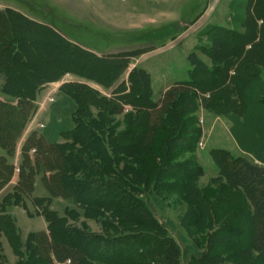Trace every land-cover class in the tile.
<instances>
[{"label":"rangeland","instance_id":"374dc122","mask_svg":"<svg viewBox=\"0 0 264 264\" xmlns=\"http://www.w3.org/2000/svg\"><path fill=\"white\" fill-rule=\"evenodd\" d=\"M0 12L16 13L23 18L16 19L12 26L0 21V40L7 43L5 36L14 30L16 40L22 42L19 48L31 56L33 67L23 70L22 74L16 64L9 62L6 66L9 78L18 81L20 89L27 88V74L33 80L43 77L55 80L39 88V109L26 129L23 142L33 134L40 135L44 127L56 135L48 139L50 142L57 140L59 131L70 130L73 124L70 116L67 117L68 110H59V124L54 123L56 119L52 121L54 109L50 113L46 110L51 104L61 108L57 104L63 103H69L73 111L77 110L78 105L71 96L76 98L78 94V102L84 100L82 106L92 105L85 113L80 103V116L108 121V126L117 125L113 132L115 136L128 129V115L132 116L131 123L138 119L141 123L147 122L148 131L143 139L150 138L152 142V137L156 138V149L168 138V127L172 130L182 127L178 135H182V143L190 141L193 153L182 152L181 143H175L176 150L172 147L171 154L179 157L174 164L196 163L203 171L197 186L202 193L207 191L213 202L224 198L226 204H233L234 210L245 206L242 201L245 192L233 190L220 178L221 174L230 171L226 167L230 161L222 169L212 154L226 151L234 160L241 158L264 165V0H0ZM46 34L76 46L84 57L59 46L53 38L46 40ZM255 41L258 42L255 44ZM91 55L101 62L95 63ZM190 56L206 68L194 65ZM134 69L149 75V88L139 86L131 79ZM2 85L0 76V90ZM0 100H7L1 92ZM172 104H176L178 113L167 118ZM166 118L172 126L164 124ZM155 130L160 133H153ZM86 136L88 142H93L89 134ZM132 137L135 138V134ZM144 148L143 143V154ZM56 152L59 154V150ZM219 158L224 161L222 156ZM39 180L32 196L50 197L52 209L61 217L66 208H76L71 200L52 197L46 184ZM17 183L18 176L0 194V201ZM58 188L85 191L84 200L88 203L104 194V190L97 193V187L89 185L76 188L69 183L59 184ZM148 196L156 218L181 247L186 264H197L194 257L201 259L204 254L219 250L225 252L221 264L241 263L236 255L225 251L226 246L222 250L215 247L228 240L218 236L215 230L219 226L210 232L211 235L207 230L200 232L192 227L187 204L177 196L155 192ZM28 205L32 217L21 208H13L11 213L24 243L29 234L46 230L44 218L36 215L30 202ZM217 209L222 210L219 206ZM219 212L217 217L221 227L234 221L233 211ZM237 216L235 224L241 223ZM111 218L107 213L100 220ZM83 222L93 234H106L99 221L88 219ZM75 226L81 227V223ZM256 229L259 231V227ZM107 234L115 235L111 231ZM206 239L213 242L209 243L213 246L212 252L204 242ZM250 242L254 248L261 246L263 250L247 253L246 257L242 255V259L264 264L262 234L246 230L243 241L235 244L242 247ZM3 244L7 248L8 264H16L18 258L5 237Z\"/></svg>","mask_w":264,"mask_h":264},{"label":"trees","instance_id":"16d2710c","mask_svg":"<svg viewBox=\"0 0 264 264\" xmlns=\"http://www.w3.org/2000/svg\"><path fill=\"white\" fill-rule=\"evenodd\" d=\"M6 13L0 12V21L11 26L16 19L22 18L16 13ZM8 33L5 36L7 43L0 40V76L3 80L0 92L1 96L7 98L5 101L0 100V151L5 153L0 154V188L11 181L15 172V166L11 162L13 148L21 132L27 129L38 111L39 88L55 81L50 77L33 80L32 76L25 74L28 77V80L25 79L27 88L20 89L18 81L14 82L9 78L7 75L9 69L6 67L9 62L16 64L22 74L33 67L31 56L19 48L22 42L16 40L14 30ZM47 37L55 39L59 46L75 55L84 57L85 54L76 46L58 40L52 34H46V40ZM226 41L233 43L231 40ZM91 57L99 64V58L92 55ZM190 60L194 65L206 68L194 59V56H190ZM89 79L100 83L95 79ZM112 79L114 81L116 78ZM131 79L146 89L150 86L149 75L143 70L134 69ZM70 94L67 92V95L71 96ZM71 97L79 109L72 113L73 128L62 134L65 142L50 146L44 145L41 141L31 143L30 138L35 137V134L31 135L25 145L23 160L19 164L18 183L0 201V264H8L3 253L2 237L7 239L18 258L16 264H186L181 247L168 235L166 226L156 218L150 206L148 195L152 192L157 195L166 193L177 196L180 201L187 204V216L189 220H193L194 229L200 232L207 230L211 235L212 230L220 227L215 230L218 231V236L228 240L217 243L216 248L222 250L226 246L225 251L236 255L235 258H239L241 262L239 264H256L255 260L245 262L242 255L246 257L247 253L262 251L261 246L254 248L250 242L238 247L235 243L243 241L246 230L251 232L256 230V233L262 234L264 241V165H257L241 158L234 160L226 151H216L212 154L217 166L222 169L227 161H230V164L226 165L230 171L227 174L222 171L224 174H221L220 178L226 180L233 190L245 192L242 198L245 206L241 205L234 210L233 204H226V199H217L213 202L207 191L202 193L197 186V180L203 175V171L196 163H185L182 166L174 164L179 156L171 154V149L172 147L175 149L176 144L181 143L182 152L193 153L190 141L182 143V135H178L182 127L172 130L166 126L170 129L167 128L168 140L161 143L158 150L154 146L156 138L152 137L154 139L152 142L150 138L147 141L143 139L145 132L148 131L147 122L141 123L138 119L131 123L129 121L132 120V116L128 115V129L115 136L113 132L116 131L117 125L108 126L106 125L108 121L93 120L83 113L84 117L80 116L82 111L79 104L82 106L84 100L78 102L80 99L78 94L76 98ZM174 105L176 104H172L166 113L167 118L173 113H178ZM91 106V104L88 107L82 106L85 108L83 111L88 113ZM181 113L182 111H179V114ZM167 118L164 124L172 126L170 119ZM177 119L180 120V117ZM153 133L158 135L160 132L155 130ZM87 134L93 142L87 141ZM134 134L135 138L132 137ZM143 143L144 154L141 150ZM32 149L33 164L28 156ZM56 150H59V154ZM219 156H222L224 161L220 160ZM121 163L123 166L120 167ZM39 173L45 176L44 182L52 197L71 200L76 208L67 209L65 216L60 217L51 209L50 198H33V185ZM69 183L76 188L96 186V192L104 190V194L99 199L96 198L95 202L88 203L84 200L85 191L57 189L59 184ZM29 202L36 215L45 219L47 231L29 234L24 243L17 233L11 213L13 208L20 207L32 217L33 214L28 208ZM218 206L222 208L220 212L216 210ZM224 211L225 214L233 211L234 221L239 215L241 223L239 221L240 224H235L232 221L221 227L217 213ZM107 213H110L112 220H100V217ZM88 219L99 221L106 234H93L83 222ZM79 222L81 227L75 226ZM258 227L259 231L256 229ZM109 231L115 235L110 236L107 234ZM204 242L208 245L213 243L208 239ZM212 247L209 245L210 250H213ZM212 253L204 254L201 259L194 257V261L197 264H208L212 261H215L214 264H221V257L225 252L219 250Z\"/></svg>","mask_w":264,"mask_h":264},{"label":"crops","instance_id":"0c3cea01","mask_svg":"<svg viewBox=\"0 0 264 264\" xmlns=\"http://www.w3.org/2000/svg\"><path fill=\"white\" fill-rule=\"evenodd\" d=\"M245 24L243 25V28L245 29ZM258 41H255V44L257 43ZM252 64H253V62H252ZM254 70H256V68H253V71ZM257 71V70H256ZM1 101H3V100H1ZM57 106H60L61 108H57L56 107V105H54L53 106V104H51L49 107H48V109L46 110V112L48 111L49 113L52 111V109H54V115H53V122H54V119H56V122H54V123H57V124H59V122H60V119H59V117H60V115H61V113H59V110L60 109H63L64 110V112H65V110H68L67 112V117L69 118V116H70V118H71V122H72V124L74 125V123H73V115H72V113H73V107H71V105L68 103L67 105H66V103H63L62 105H60V104H57ZM72 125V126H73ZM28 127V126H27ZM73 128V127H72ZM71 128V129H72ZM70 129V130H71ZM44 131V132H43ZM43 131H41V133H40V135H35V137H33V138H30L32 141H31V143H35V142H37V141H41L44 145H54V144H62V143H64L65 142V140L63 139V137H62V134L63 133H65V132H67V131H59L58 133H57V135H58V138H56L57 140L55 141V142H50V141H48V139L50 138V137H53L54 138V135L55 134H53L52 133V131L51 130H46V128L44 127L43 128ZM69 131V130H68ZM25 132H26V130L25 131H22L21 132V134H20V136H19V138L17 139V141L15 142V146H14V148H13V157H12V159H11V162H13V164H14V166H15V172H14V174H13V176H12V179H14L16 176H18V172H16V168H19V161H20V163H21V161L23 160V154H24V149H25V145L28 143V141L30 140V139H28V140H26V141H24L23 142V138H24V135H25ZM56 136V135H55ZM64 140V141H63ZM33 151H34V149H32V150H30L29 152H28V156H29V158H30V160L32 161V164H33V160H34V156L32 155L33 154ZM0 154L1 155H4L5 153L3 152V151H0ZM18 163V164H17ZM44 175L43 174H41V173H39L38 175H36V177H35V181H34V189H33V193H35L36 192V186H37V179L39 178L40 180H39V182L42 184L43 182H44ZM12 179H11V181L9 182V183H7V185H4V186H2L1 188H0V194L1 193H3L4 191H6V189H7V187L12 183ZM45 183V182H44ZM16 185H14V187H15ZM13 187V188H14ZM12 188V189H13ZM11 192V191H10ZM10 192H8V193H10ZM33 198H42V197H38V196H33ZM44 198V197H43ZM47 199L48 198H50V197H46ZM45 199V198H44ZM51 199V198H50ZM52 200V199H51ZM51 204H52V202H51ZM16 208H19L20 209V207H15V209ZM28 208H29V205H28ZM22 209V208H21ZM51 209H52V207H51ZM67 209H71V208H66L65 209V212H66V210ZM24 210V209H23ZM53 211H55L54 209H52ZM56 212V211H55ZM24 213H26V211L24 210ZM27 214V213H26ZM29 216V215H28ZM60 216V215H59ZM64 216H65V214H64ZM63 216V217H64ZM29 217H31V216H29ZM41 217V216H40ZM61 217V216H60ZM45 220V219H44ZM46 222V221H45ZM47 231V223H46V230L45 231H41V232H46ZM3 238L4 237H2L1 238V243H2V248H3V253H4V255L6 256V257H8V254H7V248H6V246L3 244ZM11 251H12V253H13V250L11 249ZM14 254V253H13Z\"/></svg>","mask_w":264,"mask_h":264},{"label":"built area","instance_id":"2783aa9c","mask_svg":"<svg viewBox=\"0 0 264 264\" xmlns=\"http://www.w3.org/2000/svg\"><path fill=\"white\" fill-rule=\"evenodd\" d=\"M51 101H52V99H50ZM40 127H42L43 128V126L41 125ZM16 172H18V168H16Z\"/></svg>","mask_w":264,"mask_h":264}]
</instances>
